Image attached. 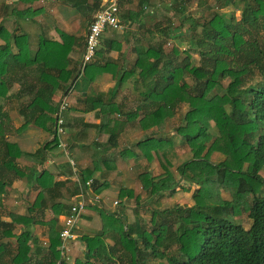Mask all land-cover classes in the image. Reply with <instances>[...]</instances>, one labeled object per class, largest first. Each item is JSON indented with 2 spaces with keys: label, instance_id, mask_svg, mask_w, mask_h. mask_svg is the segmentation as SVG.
Masks as SVG:
<instances>
[{
  "label": "trees",
  "instance_id": "obj_1",
  "mask_svg": "<svg viewBox=\"0 0 264 264\" xmlns=\"http://www.w3.org/2000/svg\"><path fill=\"white\" fill-rule=\"evenodd\" d=\"M191 1L164 0L166 14L162 20L152 21L148 32L155 33V41H146L145 45L139 40L133 42L132 64L127 69L121 65L119 72L114 64L93 62L81 71L78 67L67 69L66 56L76 39L66 34H59V43L40 38L36 50L30 53L26 35L14 36L0 26V196L15 179L27 178L39 188L26 215H12L8 222L0 221V264H65L64 249H58L59 230L55 228L48 231L43 256L35 259L37 252L29 255V242L35 243L28 231L34 223L31 212L45 206L47 198L41 193H51L54 186L62 184L56 182L46 187V171L40 170L32 178L18 168L16 163L22 152L7 140L10 121L5 105L10 100L17 102L22 124L15 131L27 127L48 131L57 112L51 97L56 93L66 96L69 90L86 91L102 73H109L115 86L130 81L136 102L128 110L122 103L111 101L110 93L108 100L99 96L85 100L84 113L98 109L105 117V123L94 126L108 134L105 148H115L116 136L127 125L136 123L142 131L161 129L165 109L173 112L185 104L187 110L175 132L188 147L191 158L177 166L176 173L180 180L202 183L209 196L224 192L228 199L219 205L206 206L194 194L189 207L178 206L164 212L151 210L147 228L137 221H122L116 213L98 210L102 220L100 231L79 239L92 258L74 264H264V177L259 174L264 172V0H214L215 8L220 9L239 8L241 3L238 19L232 14L225 19L211 8L206 16L201 11L191 17L186 14ZM122 2L119 0V8ZM139 10L142 11L141 4L130 15L135 16ZM28 13L25 9L17 15L24 18L29 17ZM174 20L179 22L175 27ZM177 29L180 33L174 38L172 33ZM101 39L102 35L93 60L120 50L116 42L105 43ZM172 39L191 45L184 49L180 59L173 49L164 50ZM10 47L16 51L12 52ZM190 51L198 56L196 65L191 64ZM223 81H227L224 86ZM217 88L220 94L215 92ZM23 97L27 103L22 105L19 100ZM212 128L216 135L210 132ZM50 132L49 144L56 145V136ZM158 143V139L145 137L136 147L149 162L151 153H157ZM44 147L39 148L41 159ZM213 153L223 159L210 162ZM163 169V176L158 178L150 177L147 170L141 176V189L157 199L171 197L178 183ZM80 172L77 179L83 186L91 180L92 170ZM131 195L129 190L118 192L119 198ZM50 207L54 215L67 211L61 212L65 207L62 204L53 203ZM242 214L249 220L246 230L233 221ZM12 226L22 230L14 234ZM11 239L12 253L6 243Z\"/></svg>",
  "mask_w": 264,
  "mask_h": 264
},
{
  "label": "rangeland",
  "instance_id": "obj_2",
  "mask_svg": "<svg viewBox=\"0 0 264 264\" xmlns=\"http://www.w3.org/2000/svg\"><path fill=\"white\" fill-rule=\"evenodd\" d=\"M238 5L240 8L241 3ZM160 7L161 15L159 16L161 18L164 15L165 9L163 8V4ZM208 8L222 14L225 19H228L230 14H232L235 19H238L239 8L231 6L221 9L215 8L214 0H192L187 6L186 14L195 17L197 12L202 11L205 14L204 16H206ZM160 20H162V18ZM178 23V21L174 20L172 26L175 27ZM74 28L75 33L82 31V27L78 26V22L74 25ZM76 29L78 32H76ZM121 30L113 31V33L115 34V32H117V34H120ZM179 33L180 31L178 29L174 30L172 37L177 38ZM117 34H115V36L119 38ZM123 42L125 43V41ZM129 42L130 41L124 46L126 47V64H124V69L129 68L132 63V61H129ZM140 43L143 45V42ZM167 43L168 44L164 45V50L169 52L173 49L178 59L184 56V49L191 46L186 44L185 41L180 42L177 41V39H172V41ZM189 53L192 58L191 64L196 65L198 56L193 54V51ZM185 80L187 83L190 82L188 79ZM226 82L227 81H223L222 85L224 86ZM127 83L128 84L125 85L115 86L114 91H117L118 96H121L120 103H123V108L129 110L136 105V102L132 84L130 81ZM16 86L13 87V90L17 89ZM215 92L219 93V88H217ZM52 98L53 97H51V103L58 105L59 100L57 102L54 100L52 101ZM23 103H27V99L24 97L19 100V104L23 105ZM16 106L17 102L10 100L7 105H5V109H7L10 121L7 140L11 143H15L22 152V155L17 159L16 164L18 168L26 175L30 174L32 178H34L40 170L46 171L48 173L45 180L46 187H52L56 182L62 184L57 188L54 186L52 189H55L51 193H41L47 198L45 206H40V208L31 212L30 216L34 223L32 226L28 227V231L33 238H35V243L29 242V255L32 256V253L34 254L37 252L35 254V259H40L43 256L45 248L47 247L48 231L51 228H55V231H58L61 227L62 217L65 214L61 213L62 215H54L50 204L53 205V203L57 201L58 197L56 196L59 192L62 193L63 189L65 192L64 195H61L63 199L61 204L65 207L61 209V212L66 211V207H68L74 196L79 192L78 186H81V183L77 179V174L81 173L80 171L84 169L92 170L90 186L87 188L86 192L90 197L92 194L96 196L97 201L92 205L88 204L87 208L81 213L75 223V229L73 230L74 238L64 244L62 256L65 264L83 262L87 257L92 258L91 252L85 249L79 239L83 236H94L100 231L102 220L97 213L98 210L108 214L116 213L120 216L122 221L125 220L127 223L137 221L140 225L147 228L151 210L155 209L164 212L178 206L189 207L194 202L192 199L194 194L199 195L203 204L206 206L219 205L223 200L228 199V195L224 192H220L213 197L209 196L204 192L202 183L191 184L180 180L176 173V167L191 158V152L188 147L175 132L176 128L180 126L183 114L187 110L185 104H180L173 112L165 109L166 118H164L162 127L159 130L151 128L142 131L136 123L124 128V130L116 136L115 148H106L104 152L101 151V155L96 152L93 153V151L82 153L80 152L82 149L77 150L74 145L71 144V137H73L74 133L66 130L65 125L67 118L65 121V117L63 119V134L56 138L61 141V143L57 141L56 145L49 144L52 140L50 132L52 129L50 127H48V131H42L34 127H27L21 132L15 131L22 124V119L18 115ZM64 113L66 112L64 111L62 116L65 115ZM210 132L216 135L213 128ZM102 133L104 135H100V133L96 135L97 133L92 129L87 130L83 136L81 133V135H77L82 138L80 142H84L90 147L94 146V149L101 150L102 147L106 146L105 143L108 137L106 132L103 131ZM145 137H152L159 140L157 153H151V160L149 162L144 159L136 147V143L143 140ZM41 147H44V156L42 159L39 158V148ZM129 154L136 155L137 157H129ZM222 159L223 157L216 153L210 156V162L212 163L220 162ZM77 161L80 163L77 164ZM93 161L94 163L92 164ZM81 163H84V168L80 165ZM95 166L96 169H94ZM163 167L173 175L178 183L171 197H161L157 199L155 196H149L141 189V176L143 172L147 170L146 173H148L150 177H161L164 173ZM259 174L264 177L263 171ZM93 182H95L94 187ZM74 184H76V186ZM96 188L99 190V193L95 192L97 190ZM120 189L131 191V198H119L118 192ZM38 190L39 188H37L35 182H29L27 178L15 179V181L11 182L9 186L4 188V193L0 196V221L8 222L12 215H26V209L35 202ZM41 192H43V190ZM50 194L52 198L49 197ZM233 221L238 223L244 230L249 227V220L243 214L233 218ZM11 228H13L12 231L14 234H18L20 230H22L18 226H12ZM106 242L109 244V241ZM6 243L12 253L14 240L11 239ZM153 264H155V262ZM161 264L164 263L161 262Z\"/></svg>",
  "mask_w": 264,
  "mask_h": 264
},
{
  "label": "crops",
  "instance_id": "obj_3",
  "mask_svg": "<svg viewBox=\"0 0 264 264\" xmlns=\"http://www.w3.org/2000/svg\"><path fill=\"white\" fill-rule=\"evenodd\" d=\"M130 2V3H127ZM164 0H123L121 7L119 8V19L121 21L122 30L119 38L115 36L113 31L108 30L102 34V41L109 43V40L116 42L120 46L119 51H109L107 54L101 55L97 60L92 62L97 65L104 63L114 64L116 71L119 72L121 65L124 67L126 64V44L129 42V61H133L134 55L131 53L135 41L139 40L145 45L146 41H155V33H148L151 30L152 21H159L161 18V7ZM103 3V0H0V26L5 29L9 34L14 36L26 35L28 42V49L30 53L36 50L37 42L40 38L60 42L59 34H66L76 39V43L71 47V50L66 56L68 59L67 69L79 68L81 54L83 50V38L89 22L91 21L94 13ZM119 4V0H118ZM139 4H141L142 11H138L135 16H131L137 11ZM28 10V16L21 18L18 13L23 10ZM160 18V19H159ZM159 19V20H158ZM78 22V26L82 27V31L78 32L74 25ZM136 39V40H135ZM125 41V43L123 42ZM2 41L0 40V45ZM12 52H15L14 47H10ZM131 59V60H130ZM95 61V62H94ZM132 64V63H131ZM95 66V65H94ZM125 68V67H124ZM70 81H67L69 85ZM127 82L119 84L125 85ZM115 82L111 79L109 73H102L91 82L86 91H71L69 90L66 96L62 97L61 93H56L53 96L52 101L64 100L67 103L63 119L65 117L66 130L73 134L71 137V144L77 150L84 153L86 151H93L101 155V151L104 152L105 146L101 150L94 149V146H88L84 142H80V138L77 134H85L87 130H94V132H100V135H104L103 128L98 127V124L105 121L104 115L98 112V109L93 111L83 112L85 100L99 96L104 100H108V93H110V99L115 104L120 103L121 96H118L117 91H114ZM118 86V85H117ZM62 97V99H61ZM123 104V103H122ZM112 116H108L111 118ZM105 123V122H104ZM90 127H84V126ZM92 127V128H91ZM94 127V128H93ZM128 127V125L126 126ZM125 127V128H126ZM86 130V131H85ZM82 131V132H81ZM85 131V132H84ZM80 134V135H81ZM99 135V134H96ZM52 137V136H51ZM93 149V150H92ZM81 161V160H80ZM80 163L77 161V164ZM94 161L92 162V164ZM80 165L84 168V163ZM82 168V169H83ZM71 179V178H70ZM63 189L61 194H57V201L55 204H61L62 197L64 195ZM71 203V202H70ZM52 204H50L51 206ZM69 206V205H68ZM68 209V207H66Z\"/></svg>",
  "mask_w": 264,
  "mask_h": 264
},
{
  "label": "built area",
  "instance_id": "obj_4",
  "mask_svg": "<svg viewBox=\"0 0 264 264\" xmlns=\"http://www.w3.org/2000/svg\"><path fill=\"white\" fill-rule=\"evenodd\" d=\"M118 13V0H103L101 6L94 13L83 38V50L79 64L80 71L85 65L92 62L99 45L100 36L108 30L117 31L122 29ZM66 107L67 103L64 100L59 101L52 126V131L56 138L63 134L62 112L65 111ZM57 141L61 143V141ZM90 182V180H87L83 186H78L79 192L74 196L66 213L62 217L61 227L58 232L60 242L58 247L59 250L64 249V244L74 238L73 230L75 229V223L81 213L87 208V205L96 203L97 201L96 196L92 194L90 197L86 192L87 188L90 186Z\"/></svg>",
  "mask_w": 264,
  "mask_h": 264
}]
</instances>
